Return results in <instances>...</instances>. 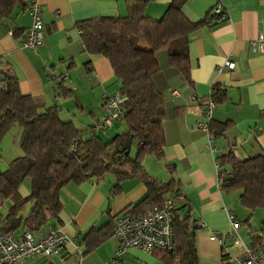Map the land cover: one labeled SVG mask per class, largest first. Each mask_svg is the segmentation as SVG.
Returning <instances> with one entry per match:
<instances>
[{"label":"crops","instance_id":"obj_1","mask_svg":"<svg viewBox=\"0 0 264 264\" xmlns=\"http://www.w3.org/2000/svg\"><path fill=\"white\" fill-rule=\"evenodd\" d=\"M127 1L40 0L43 42L29 49L23 46L31 25L29 0H20L7 17L0 19V68L14 73L22 95L37 98L46 107L58 106L62 121L86 131L102 114V95L118 94L119 82L106 58L84 51L76 26L99 17H124ZM141 1L143 14L159 20L172 0ZM216 6L222 8L221 21L202 25L190 34L189 81L169 65L166 50L156 53L160 72L154 84L163 93L165 106L163 158L146 155L142 160L150 179L170 183L177 191L176 216H191L196 227L198 264H224L229 255H242V247L234 245L228 232L254 250L264 248V218L259 227L253 219L255 210L240 209L238 194L220 190L216 165L217 158L228 152L238 160L264 155V46L251 47L258 36L264 41V0H187L181 11L196 24L212 18ZM225 61L232 62L234 68L218 72ZM59 75H67L66 96L59 95L53 82ZM213 85L225 95L214 104L212 123L226 127L221 137L209 142L198 124L205 120ZM122 126L114 122L99 136L108 141L122 133ZM29 185L27 182L19 188L22 198L29 195ZM146 193L139 178L118 183L111 174L68 183L60 191L63 207L56 225L63 228L70 243L59 256H33L23 264H166L168 257L160 252L147 254L128 248L117 255L114 219L125 210L131 212ZM10 205L5 202L1 213L5 214ZM139 208L140 214L146 209ZM28 212L27 206L23 215ZM229 213L238 224L235 231L228 221ZM53 225L46 223L33 234L45 235ZM23 232L20 227L14 235ZM213 232L220 233V241L209 240ZM94 238H102L101 243L90 245Z\"/></svg>","mask_w":264,"mask_h":264},{"label":"trees","instance_id":"obj_2","mask_svg":"<svg viewBox=\"0 0 264 264\" xmlns=\"http://www.w3.org/2000/svg\"><path fill=\"white\" fill-rule=\"evenodd\" d=\"M186 1L172 0L159 20L143 14V1L128 0L124 17H99L77 24L84 51L109 61L124 99L122 117L115 121L122 123L124 130L108 141L99 133L114 122L94 135V125L86 131L79 130L72 122L60 119L58 106L46 107L39 99L22 95L14 73L0 68V79L5 85L0 91V142L17 125L21 130L18 146L23 152L0 172V210L5 202L11 204L5 214L0 211L1 233L14 235L20 227L24 228L23 233H33L49 222L54 223L53 227L59 226L56 224L63 207L61 189L68 183L100 179L106 174L113 175L118 183L133 178L143 182L147 193L129 211L133 217L159 206L167 195L175 201L177 191L172 184L150 179L142 160L146 155L163 158L165 106L164 95L154 84L160 72L156 53L166 50L169 65L189 81L190 34L202 25L217 22L212 16L190 23L181 11ZM19 3L20 0H0V19ZM56 85L60 96L68 95L65 83ZM224 95L222 89L213 85L210 99L214 104L222 101ZM225 127L215 126L211 120L212 139L221 137ZM216 165L221 191L238 194L239 202L249 211L264 209V155L238 160L228 152L217 158ZM26 179L30 181L29 195L22 198L19 188ZM27 206L29 212L24 216ZM142 206L146 209L140 214ZM195 229L190 215L181 218L174 209V248L153 253L167 256L166 264H198ZM101 241L102 238H94L90 245Z\"/></svg>","mask_w":264,"mask_h":264},{"label":"built area","instance_id":"obj_3","mask_svg":"<svg viewBox=\"0 0 264 264\" xmlns=\"http://www.w3.org/2000/svg\"><path fill=\"white\" fill-rule=\"evenodd\" d=\"M29 10L31 25L24 35L23 46L32 49L43 42L40 0H29ZM222 12V8L216 6L212 9L211 14L219 22L223 18ZM262 46H264V41L260 36L251 42L253 49H261ZM233 68L232 62L225 61L217 71L232 70ZM66 80L67 75L53 77L55 84L65 83ZM171 93L173 96H178L176 91ZM123 102L124 99L119 93L102 95V114L91 130L93 135L121 119ZM213 108L214 103L209 97L204 110L205 120L198 124V128L209 138V142L212 141L209 124L212 120ZM174 209L175 201L172 198H166L159 206L151 208L143 216L133 217L129 211L119 214L114 219L112 231L113 236L119 242L117 255L128 248H135L147 254H152L154 251H171L174 248ZM228 221L235 231L238 224L231 213L228 214ZM227 236L232 239L234 245L241 246L243 252L240 256L229 255L224 264H264V248L254 250L251 246L244 245L238 237H233L230 232L227 233ZM209 240L220 241V233H211ZM69 243L70 238L60 226L52 227L47 234L42 236H35L31 232H25L21 236L0 232V264H23L33 256L46 258L59 256Z\"/></svg>","mask_w":264,"mask_h":264},{"label":"rangeland","instance_id":"obj_4","mask_svg":"<svg viewBox=\"0 0 264 264\" xmlns=\"http://www.w3.org/2000/svg\"><path fill=\"white\" fill-rule=\"evenodd\" d=\"M124 127V126H122ZM121 131V130H120ZM20 128L15 125L12 126L8 132L2 137L0 142V172L6 170L8 164L14 160L15 158L21 157L23 152L18 146V140L20 138ZM115 133V132H114ZM27 182L30 183L29 179H26L23 184L25 185ZM238 207L240 209L242 205L238 202ZM255 215L253 217L254 221L257 222L258 226L261 227L262 219L264 218V209L255 210ZM239 216V215H238ZM239 218H241L239 216ZM241 222L242 220L239 219Z\"/></svg>","mask_w":264,"mask_h":264},{"label":"water","instance_id":"obj_5","mask_svg":"<svg viewBox=\"0 0 264 264\" xmlns=\"http://www.w3.org/2000/svg\"><path fill=\"white\" fill-rule=\"evenodd\" d=\"M5 88L4 83L2 82V80L0 79V91H3Z\"/></svg>","mask_w":264,"mask_h":264}]
</instances>
